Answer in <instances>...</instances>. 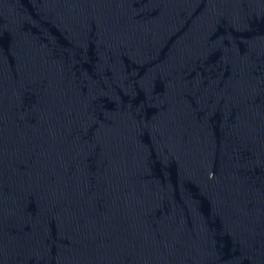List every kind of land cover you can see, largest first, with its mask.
Here are the masks:
<instances>
[{
  "label": "water",
  "instance_id": "1",
  "mask_svg": "<svg viewBox=\"0 0 264 264\" xmlns=\"http://www.w3.org/2000/svg\"><path fill=\"white\" fill-rule=\"evenodd\" d=\"M0 264H264V0H0Z\"/></svg>",
  "mask_w": 264,
  "mask_h": 264
}]
</instances>
